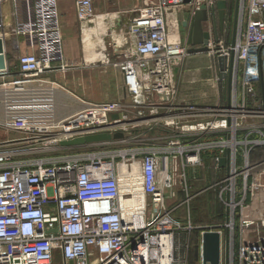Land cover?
<instances>
[{
    "label": "built area",
    "instance_id": "obj_1",
    "mask_svg": "<svg viewBox=\"0 0 264 264\" xmlns=\"http://www.w3.org/2000/svg\"><path fill=\"white\" fill-rule=\"evenodd\" d=\"M6 1L27 5L26 21L13 33L24 38L30 53L17 58L16 72L6 67L0 73V129L20 136L0 141V264H51L57 253L63 264H179L184 255L183 264H188L190 243L178 236L194 228L189 219L182 224L174 216L177 205L166 206V191L175 187L170 198L177 197L183 178L177 160L193 149H173L169 142L151 153L129 151L130 160L141 166L143 202L138 213L143 220L135 225L124 221L119 204L115 158L124 152L125 159L127 151H110L111 160L105 161L78 152L104 149L111 141L61 146L89 135H126L129 112L143 121L150 98L172 102L175 74L183 68L188 50L169 38L166 19L186 0H161L126 21L125 33L134 48L105 63L120 71L128 106L83 101L48 78L78 67L63 58L57 0H0V5ZM199 7L194 6L192 14ZM75 8L79 22L94 18L93 0H75ZM208 47L210 56L226 58L227 71L231 62L229 104L180 106L170 111L168 121L157 123L170 129L178 126V119L184 136L228 135L201 145L203 150L229 152L228 175L218 183L226 212L216 230L219 264H264V160L250 164L251 151L264 149V0H239L233 45L209 41ZM113 115L118 119L113 121ZM177 129L171 130L175 137ZM238 147L244 150L240 168ZM185 159L186 164L198 162L194 155ZM199 254L202 264L201 246Z\"/></svg>",
    "mask_w": 264,
    "mask_h": 264
},
{
    "label": "crops",
    "instance_id": "obj_2",
    "mask_svg": "<svg viewBox=\"0 0 264 264\" xmlns=\"http://www.w3.org/2000/svg\"><path fill=\"white\" fill-rule=\"evenodd\" d=\"M219 0H192L181 6H176L171 9L167 16L166 24L169 38L178 42L181 45L188 46V35L190 24L193 17L192 10L194 6L206 5L209 16L210 7H214V17L217 25L218 42L225 45L232 43L234 30V9L230 6V0L226 1V7L220 11L216 8V3ZM161 0H129L126 8L111 9L105 4L94 9V18L88 22L81 23L76 17L75 0H57L59 21L62 33V53L64 61L70 64L78 65L75 69L67 72H54L48 75V78L58 83L63 89L73 96L86 102H102V101H120L126 106L129 105V99L126 95L122 76L120 71L105 63L107 58L111 61H116L118 55L123 52L132 51L134 48L133 41L125 33V23L131 18L133 13L138 10L158 5ZM124 4V3H123ZM122 4V5H123ZM143 4V5H142ZM121 5V4H120ZM27 19V5L23 2L6 1L0 5V41L5 51L6 66L10 72L17 70V58L19 56L30 53V50L25 44L23 37H17L13 30L22 24ZM187 23V24H186ZM186 24V25H185ZM204 31L211 34V43L217 42L213 37L212 20L203 24ZM236 29V26H235ZM235 35V34H234ZM208 53L190 54L185 59L183 68L175 74V88L172 102L165 103L160 101H149L143 107V121H156L143 127V152L151 153L160 146L163 147L169 142L172 143L173 149L182 147L187 150L186 155H194L198 162L194 164H186L185 156H179L177 166L179 173L186 171L189 180H192V188L197 192L194 195H201L215 188V195L219 197L221 188L218 182L223 181L229 170V152L225 150L223 153L219 149L203 150L202 146L205 142L217 141L224 137L228 139V135L216 132L206 135L194 134L184 136L179 134L183 124L182 121L174 119L178 123L177 127L166 129L157 121H168L169 113L173 109L180 106L193 105L201 108L206 107H222L228 105L231 100V93H228L227 80L220 77V71L217 63V58L208 61L205 56ZM204 59V60H203ZM206 59V62H205ZM99 67H96V66ZM118 75L119 82L105 80L109 73ZM186 73H189L186 74ZM98 74L101 76L99 77ZM98 77V78H97ZM97 78V80H96ZM103 79L101 83L98 79ZM117 83V84H116ZM104 90L107 93L113 92L111 97L101 96L99 90ZM259 101L262 100V88L257 86ZM107 98V99H106ZM129 111L132 110L126 107ZM153 110V111H152ZM128 111V112H129ZM129 120L134 121L136 113L129 112ZM177 129L179 135L173 134L171 130ZM123 142L120 139H112L109 144L111 152L117 153L121 151L123 146L129 142L128 135ZM243 149L238 147L237 167L242 166L240 155L243 154ZM215 158L219 162H215ZM264 160V149L258 148L251 151L250 164L255 165ZM221 161L223 164L221 165ZM170 170V169H169ZM178 194L175 198L178 204L180 195V185L177 187ZM175 187L171 190L174 191ZM167 199H171L167 196ZM173 205V206H175ZM253 210L251 213H255ZM176 212V211H175ZM174 212V216L175 213ZM223 223L226 219L224 208ZM178 219V217H176ZM190 220V219H189ZM187 221V220H186ZM191 222V220H190ZM218 228L201 231L199 234V243L201 246L202 233L205 231H216Z\"/></svg>",
    "mask_w": 264,
    "mask_h": 264
},
{
    "label": "rangeland",
    "instance_id": "obj_3",
    "mask_svg": "<svg viewBox=\"0 0 264 264\" xmlns=\"http://www.w3.org/2000/svg\"><path fill=\"white\" fill-rule=\"evenodd\" d=\"M129 0H94V7L95 9L99 6H102V4H105L107 7L111 9L126 8ZM124 3V4H123ZM121 4V5H120ZM123 4V5H122ZM143 5V4H142ZM235 5V0H230V6L233 7ZM122 6V7H121ZM152 6V5H151ZM3 41V40H2ZM2 41L1 44H2ZM205 58H207L208 61L213 60V56L206 55ZM204 60V59H203ZM206 62V59H205ZM74 64V63H73ZM96 67H99L98 65ZM189 75V73H186ZM100 77L101 75L98 74ZM98 78V77H97ZM96 78V80H97ZM105 80H111L116 82H119L118 75L114 73H109ZM103 82V79H98ZM117 84V83H116ZM101 96L105 95V97H111L113 92L107 93L103 89L99 90ZM103 94V95H102ZM106 98V99H107ZM136 119H133L134 121H129L127 125L128 127V135L129 142L125 144L122 148L123 151H127V157L124 159V152L118 153V157L115 158V162L117 164H123L122 162H127L130 160V154L132 150H136L141 148V153L143 154V127H146L143 124V121L138 117L136 114ZM153 123V122H152ZM187 126V125H186ZM125 136V135H124ZM20 136L16 133H7L0 129V141L4 140H14L18 139ZM109 147H104V149H91V150H80L78 154H88L93 155L96 154L98 157L103 158L105 161L111 160V155ZM126 160V161H124ZM181 175H183V178L181 179L180 184V195L178 198V209L176 210L175 217H178V219L182 222V224H186L188 222V219L191 220V226L194 228L190 232V234H181L178 236L179 241H189V253H188V264H201L200 260V243H199V234L201 231L204 230H211L212 228H218L222 225L223 222V212H224V206L221 202L220 198L215 195V188L209 189L206 193H203L201 195H194V192H197V189H193V183L192 180H189L188 174L186 171L181 172ZM171 190H167L166 194L167 196H170ZM176 204L175 199H167L166 200V206L168 208L172 207ZM255 209L254 207H252ZM150 214V209L148 211V215ZM187 220V221H186ZM189 235V236H188ZM255 236V232H249V237L252 238ZM183 250V248H181ZM186 260V256H183ZM183 258L180 259L178 262L179 264H183L184 260ZM51 264H63L60 254L57 253L54 256V260Z\"/></svg>",
    "mask_w": 264,
    "mask_h": 264
},
{
    "label": "water",
    "instance_id": "obj_4",
    "mask_svg": "<svg viewBox=\"0 0 264 264\" xmlns=\"http://www.w3.org/2000/svg\"><path fill=\"white\" fill-rule=\"evenodd\" d=\"M192 0H186L185 3H190ZM238 1L235 0V9H234V30H233V38L232 43H234V34H235V26H236V17H237V8H238ZM226 7L225 0H219L216 3L217 10H224ZM210 16L207 10L206 5H201L199 9H197L192 17L191 24H190V31L188 35V46L190 49L188 53H207L209 50V41L211 39V34L208 31H204L203 24L212 20L213 25V37L218 42V35H217V25L215 22L214 17V7H210ZM187 24V23H186ZM185 24V25H186ZM3 48V47H2ZM1 42H0V73L6 69V56L4 48L2 50ZM217 63L220 71V77L223 80H227L228 85V93H231V62L228 68L226 69L227 60L225 57H218ZM111 119L117 120L118 116L113 115ZM112 139H124L123 133H116L113 136L110 134H95L89 135L85 137L75 138L70 141H65L61 143V146L64 147H83L86 145L100 143V142H110ZM223 161H221V165ZM201 249H202V264H219L220 261V235L216 231H205L202 233V240H201Z\"/></svg>",
    "mask_w": 264,
    "mask_h": 264
},
{
    "label": "bare ground",
    "instance_id": "obj_5",
    "mask_svg": "<svg viewBox=\"0 0 264 264\" xmlns=\"http://www.w3.org/2000/svg\"><path fill=\"white\" fill-rule=\"evenodd\" d=\"M122 163L116 166V173L120 180L119 204L122 217L125 222L141 225L143 217L138 213L143 202V192L139 182L141 166L138 161Z\"/></svg>",
    "mask_w": 264,
    "mask_h": 264
},
{
    "label": "flooded vegetation",
    "instance_id": "obj_6",
    "mask_svg": "<svg viewBox=\"0 0 264 264\" xmlns=\"http://www.w3.org/2000/svg\"><path fill=\"white\" fill-rule=\"evenodd\" d=\"M236 20H237V17H236ZM218 183H220V182H218Z\"/></svg>",
    "mask_w": 264,
    "mask_h": 264
},
{
    "label": "trees",
    "instance_id": "obj_7",
    "mask_svg": "<svg viewBox=\"0 0 264 264\" xmlns=\"http://www.w3.org/2000/svg\"><path fill=\"white\" fill-rule=\"evenodd\" d=\"M223 218H224V216H223Z\"/></svg>",
    "mask_w": 264,
    "mask_h": 264
}]
</instances>
